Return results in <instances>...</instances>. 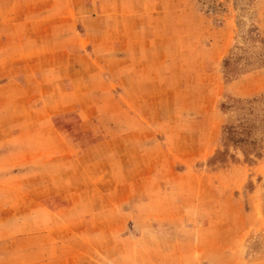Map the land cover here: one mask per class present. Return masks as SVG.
Here are the masks:
<instances>
[{"label":"rangeland","instance_id":"rangeland-1","mask_svg":"<svg viewBox=\"0 0 264 264\" xmlns=\"http://www.w3.org/2000/svg\"><path fill=\"white\" fill-rule=\"evenodd\" d=\"M86 4L105 13L84 22L87 40L97 45L92 56L175 57L178 73L156 77V66H149L154 76L142 82L114 71L124 67L105 66L104 74H118L111 83L79 73L78 101L92 111L93 123L76 128L54 116L64 128L53 137L80 143L79 165L70 161L62 177L57 162H16L14 126L34 119L20 112L24 103L15 98L17 85L6 81L13 67L0 64V145L5 144L0 156L7 153L0 158V264L39 260L44 246L45 211L13 208L20 197L14 189L18 169L37 175L31 183L21 178L23 189L80 186L73 199L79 207L65 210L66 218L53 216L46 227L53 249L62 241L68 251L53 264H264V0ZM9 6L0 3V29L8 22ZM65 19L74 30L82 27L75 16ZM58 36L19 34L21 46L37 47L22 49L17 59L31 55L39 61L47 43L45 55L80 58V49L57 53ZM4 53L0 49L1 57L13 59ZM57 68L54 74L78 73ZM50 92L54 96L47 102L56 111L55 85ZM77 145L68 147L70 153ZM23 197L27 205L30 198Z\"/></svg>","mask_w":264,"mask_h":264},{"label":"crops","instance_id":"crops-1","mask_svg":"<svg viewBox=\"0 0 264 264\" xmlns=\"http://www.w3.org/2000/svg\"><path fill=\"white\" fill-rule=\"evenodd\" d=\"M88 1L95 4V2L104 0H0V3L5 2L11 5L6 14L8 18L6 27L0 29V34L10 36L4 39L0 37V49L5 50L4 54L10 55V57L13 58L11 61H8L6 60V56H0V64L3 62V66L8 65L13 67L14 72L12 75H10L11 73L8 74L9 76L6 75L8 76V80L6 81H11L14 85H17L18 92H15V98L20 99V101L24 103V106H22L23 110L20 112L27 114L30 118L32 116V119H34V121H31L32 123L27 122V120H24L26 122L17 121V126H14V128L18 130L13 140V145L18 147V150H15L17 154L15 160L19 163L30 161L32 164L38 165H50L52 162L60 163L62 165V177L69 172L68 168L67 170L64 169L68 167L70 161L79 165L80 143L78 138L77 142H73L76 143V145L78 144V149L75 154H72L68 147L72 146L73 143L68 142L64 138L53 137L54 133L62 134L60 131L61 128H64L57 125L58 122H53L54 116L57 115L56 117H61L62 122H66L67 120V125L70 122L72 127L77 126L76 128H80V123H83L85 128H90V124L93 123L92 119L89 118V116L92 115V111L78 101L80 93L77 91L78 87H76L75 82L80 78L78 77L79 73L81 75L82 73L89 72L84 76L90 78L94 82L106 83L107 81V83H111L114 81V78L117 79L118 74H104L101 71L107 70L104 67L111 65L115 67H124V70L116 68L114 71H123L126 79L129 77H136L138 81L144 82L146 79L154 76V70L150 69L149 66H156V77L165 76L166 73L168 76L171 74L175 76L178 73L177 68L180 66V60L175 57H156L149 59L144 57L125 56L124 58L114 57L106 60L94 55V52L97 51V45L94 40L93 42L87 40L88 30L84 22L86 19H101L105 16V13L100 8L94 10L92 4H86ZM68 16H75V18L80 19L82 27H80L79 31L74 30L72 26L66 25L67 21L65 18ZM38 19L41 21L40 26L37 23ZM21 20H23L25 24H23L20 29ZM26 33L29 35L37 33L44 35L48 33L55 35L59 34L58 43H60V49L57 53H75L79 52L80 49V58L71 59L69 57H54L50 56V54L45 55V53L49 52L47 43L45 47L40 50L43 56L39 61L31 55L26 59L23 57L17 59L18 56L16 53H20L22 49L31 52V50L34 51L37 47L36 43H29V46H21L20 39L17 36ZM79 39L80 45L77 43ZM10 40L12 41L10 42ZM66 40H72V42L63 43ZM74 41H76V44L73 43ZM88 44H90L91 48H87ZM92 52L94 56H92ZM61 66L70 67L72 70H77L78 73L66 75H61L59 73L54 74V67L55 70H58L57 67ZM166 66H172V68L167 69ZM17 69L19 70L18 75H16ZM109 72H111L110 68ZM113 76L115 77L113 78ZM30 83H32L33 89L30 87ZM33 83H38V87H34ZM53 85L56 86V90L58 91L55 94L56 99H59L60 102V106L55 107L56 111H54L53 107L49 106L47 102L48 98L54 96L51 92L47 93V91L51 90ZM143 90L145 89L142 87V91ZM124 96L126 99L133 97L127 87L125 88ZM142 96H144V94ZM41 98L46 99L45 103L37 104ZM74 115H76V117ZM76 119L80 120L76 122ZM72 123H76V125ZM21 130H23L24 133H22ZM33 130L36 131L35 134L32 133ZM37 131L44 133H37ZM4 145L5 144L2 143L0 146L4 148ZM3 156H0V158L4 159ZM46 173L53 172L48 171ZM146 174V176H151L150 174L153 175V173ZM175 174V178H180V173ZM13 175L19 179L18 183H15L14 189L20 196L17 198L18 201H16L18 204L16 203L13 208L45 211L43 215L44 228H42L45 230V234L44 236L42 234L43 239H41L44 246H39V248L42 249V254L39 260H34L27 264H53L54 258L57 259L56 262L59 263V261L65 259L66 254H68V251H66L67 248L61 241L59 244H55V247L64 250L57 251V249H53V238L50 239V237H48L46 227L49 228L54 218L53 216H59L60 219L66 218L67 215L64 214L65 210L69 211L79 207V201H73V199H78L80 196V186L68 187V185H62L56 188L49 186L38 188L28 185V187L25 186V189H23L24 185L20 184L21 178H29L31 183V180L37 177L36 173H21L20 169H18L16 172H13ZM24 195H27L28 199L30 198L27 205H25L24 202L26 200V198L23 197ZM69 195L71 197L70 202L68 201ZM53 210H60L62 212L56 214L55 212L53 213ZM74 224H80V222H74ZM31 251L32 249L30 247V252ZM29 256L33 257L34 255L30 253ZM34 257L36 258V256Z\"/></svg>","mask_w":264,"mask_h":264}]
</instances>
